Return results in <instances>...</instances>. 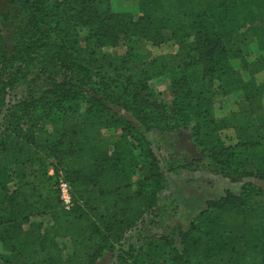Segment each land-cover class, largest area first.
Listing matches in <instances>:
<instances>
[{"label": "trees", "instance_id": "trees-1", "mask_svg": "<svg viewBox=\"0 0 264 264\" xmlns=\"http://www.w3.org/2000/svg\"><path fill=\"white\" fill-rule=\"evenodd\" d=\"M128 1L136 17L110 0H0V263L96 264L117 248L113 264H264V187L244 180L264 181V115L235 125L215 111L219 90L238 89L247 102L264 91V81L242 80L241 50L228 42L264 23V0ZM139 40H169L176 52L142 59ZM108 46L126 50L115 57ZM163 75L169 101L150 83ZM225 128L235 130L234 143L221 139ZM153 129L188 130L189 160L163 169ZM177 169L242 184L206 199L185 226L163 224L159 193L165 171ZM57 172L71 188L69 210ZM146 216L159 230L123 247ZM31 217L39 235L25 238Z\"/></svg>", "mask_w": 264, "mask_h": 264}, {"label": "rangeland", "instance_id": "rangeland-1", "mask_svg": "<svg viewBox=\"0 0 264 264\" xmlns=\"http://www.w3.org/2000/svg\"><path fill=\"white\" fill-rule=\"evenodd\" d=\"M110 6L114 11H128L135 17L137 16L136 5L133 1L110 0ZM244 36L246 37L245 39L243 38ZM84 37L85 32L83 31L79 34L81 43ZM228 42L233 47L241 50L240 54L244 64L240 58V63L237 60L235 66H239L242 80L246 81L249 78H253L257 83L264 81V23L249 31L241 30L238 36L231 37ZM175 48L172 41L169 40L161 45H152L147 41L139 40L136 42L134 50L141 55L142 59H149L162 53H175ZM125 50V46H108L103 48L105 53H109L115 57L123 55ZM150 83L151 87L157 91L163 100L169 101L171 99L172 88L167 76L163 75L155 78ZM24 91L25 85L8 90L6 101L14 102V100L24 94ZM216 96V114L226 119L227 123L230 122L237 125L253 116L264 115V91L250 102L244 101L241 98V91L238 89L230 94L221 93L219 90ZM46 126L48 127V125ZM106 131L111 133L115 138H118L121 133L119 128H112ZM219 134L221 139L228 144L236 141L235 130L232 128L221 129ZM148 137L163 169H166V163L168 161L171 162L172 159L188 161L189 155L195 151L189 131L186 129L172 132L153 129L148 132ZM165 176L167 184L165 189L159 193L158 203L164 206L165 213L163 218H167L166 221L161 222L168 225L180 222L185 226L204 205L206 199L218 197L227 189L238 192L242 184L240 181L236 183L230 182L220 174L202 169L195 171L187 169L166 170ZM244 180H250L264 187V181L255 178H245ZM156 218L160 219L159 217ZM38 220V217H31L24 223L23 235L25 238H34L39 235V230L36 228ZM158 230V225L151 222L150 217L146 216L143 222L137 224L126 233L122 246L126 247L131 243L136 244L140 237L149 236ZM174 239L177 240L176 235ZM59 243L63 247L64 253L71 251V245L66 239H60ZM176 246L178 245L176 244ZM116 253L117 248L113 252L105 254L96 264H113Z\"/></svg>", "mask_w": 264, "mask_h": 264}, {"label": "built area", "instance_id": "built-area-1", "mask_svg": "<svg viewBox=\"0 0 264 264\" xmlns=\"http://www.w3.org/2000/svg\"><path fill=\"white\" fill-rule=\"evenodd\" d=\"M48 174L53 175L54 171L52 168H49ZM55 183L57 188L58 198L62 206L69 210L72 206V193L71 188L67 180L63 177L61 172L55 174Z\"/></svg>", "mask_w": 264, "mask_h": 264}, {"label": "crops", "instance_id": "crops-1", "mask_svg": "<svg viewBox=\"0 0 264 264\" xmlns=\"http://www.w3.org/2000/svg\"><path fill=\"white\" fill-rule=\"evenodd\" d=\"M233 183H236V182H233ZM240 188V187H239Z\"/></svg>", "mask_w": 264, "mask_h": 264}]
</instances>
